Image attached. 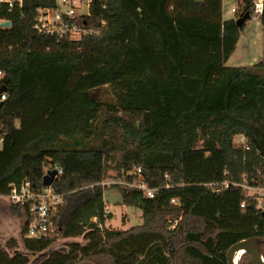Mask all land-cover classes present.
I'll return each instance as SVG.
<instances>
[{
    "label": "trees",
    "instance_id": "obj_1",
    "mask_svg": "<svg viewBox=\"0 0 264 264\" xmlns=\"http://www.w3.org/2000/svg\"><path fill=\"white\" fill-rule=\"evenodd\" d=\"M223 1L94 0L67 22L79 38L34 28L55 0L0 9L11 21L0 28V194L42 189L46 167L63 169L55 230L30 237L28 212L12 205L25 221L0 264H228L242 239L264 256V192L250 189L264 188V59L227 65L257 0H236L231 18ZM261 20L264 39V7ZM106 179L142 223L106 225ZM237 264L255 263L244 252Z\"/></svg>",
    "mask_w": 264,
    "mask_h": 264
},
{
    "label": "built area",
    "instance_id": "obj_2",
    "mask_svg": "<svg viewBox=\"0 0 264 264\" xmlns=\"http://www.w3.org/2000/svg\"><path fill=\"white\" fill-rule=\"evenodd\" d=\"M93 1L94 0H55V5L53 7H39L37 8L34 28L40 33H47L59 38L66 36L79 38L82 30L76 25L69 26L67 22L76 16L89 14ZM26 5V0H0V9L6 6L9 10H12L16 6L23 8ZM82 5L88 7L87 12H79ZM263 7V0H257L252 11L261 14ZM236 9V6H231L229 10L235 13ZM6 20L9 19L0 17V28H6V26L2 25ZM76 34L78 37H76ZM2 76L3 72L0 71V79ZM6 99L7 89L5 83L0 82V108ZM238 136L241 139V142H239L240 145L244 146V148H248V146H246L245 137L243 135ZM3 144V121L0 118V149L3 147ZM55 168L58 169V174L56 176V178H58L63 172V169L58 166ZM138 172H140V169H138ZM126 184L143 190L149 197H153L156 191L155 189L148 188L142 181H133ZM250 189L251 191L258 192L260 195L264 192V188ZM0 200H4L11 205L21 206L25 209L29 214L27 222L28 235L30 237L40 238L55 230V216L63 202V194L57 193L52 185L37 189L33 187L31 183L23 181L19 184H10L9 191L5 194H0ZM172 202H176L175 199H172Z\"/></svg>",
    "mask_w": 264,
    "mask_h": 264
},
{
    "label": "rangeland",
    "instance_id": "obj_3",
    "mask_svg": "<svg viewBox=\"0 0 264 264\" xmlns=\"http://www.w3.org/2000/svg\"><path fill=\"white\" fill-rule=\"evenodd\" d=\"M236 0H224V16L226 18L234 17V13L229 9L231 6H236ZM88 7L82 5L79 12H87ZM77 35V34H76ZM78 37V35L76 36ZM264 59V39L263 25L261 14L253 12L252 18L247 22L244 30L240 34V39L235 51L227 61L228 66H253ZM98 95L104 99H111L112 94L109 90L98 91ZM236 145H240L241 139L236 136L234 139ZM48 167H46V170ZM114 172L109 171L112 175ZM104 183L107 186L105 190V203L107 210L113 214L112 219L108 220L106 225L116 229H128L134 225L142 223V211L132 205H123L121 203L120 192L110 186L112 181L106 179ZM25 221L24 217L15 214L12 210V205L4 200H0V247L11 239H19L21 233V224ZM76 240H82L77 238ZM65 241H61L55 248H63Z\"/></svg>",
    "mask_w": 264,
    "mask_h": 264
},
{
    "label": "water",
    "instance_id": "obj_4",
    "mask_svg": "<svg viewBox=\"0 0 264 264\" xmlns=\"http://www.w3.org/2000/svg\"><path fill=\"white\" fill-rule=\"evenodd\" d=\"M3 26L10 27L11 26V21L6 20L2 24ZM58 174V169L57 168H48L44 177H43V182L45 186H51L53 182L56 179V176ZM240 251V254L238 257L241 256L244 252H247L252 261L255 264H264V256L261 254L259 250V246L256 241L252 239H242L236 243H234L227 251V260L228 264H237L238 257L235 256L236 252ZM74 264H87L84 262H77Z\"/></svg>",
    "mask_w": 264,
    "mask_h": 264
},
{
    "label": "bare ground",
    "instance_id": "obj_5",
    "mask_svg": "<svg viewBox=\"0 0 264 264\" xmlns=\"http://www.w3.org/2000/svg\"><path fill=\"white\" fill-rule=\"evenodd\" d=\"M240 254V251L236 252L235 256L238 257ZM239 258V257H238Z\"/></svg>",
    "mask_w": 264,
    "mask_h": 264
}]
</instances>
